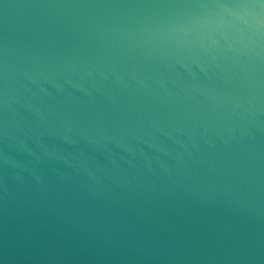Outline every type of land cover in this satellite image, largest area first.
I'll use <instances>...</instances> for the list:
<instances>
[{
	"label": "water",
	"instance_id": "1",
	"mask_svg": "<svg viewBox=\"0 0 264 264\" xmlns=\"http://www.w3.org/2000/svg\"><path fill=\"white\" fill-rule=\"evenodd\" d=\"M0 264H264V0H0Z\"/></svg>",
	"mask_w": 264,
	"mask_h": 264
}]
</instances>
